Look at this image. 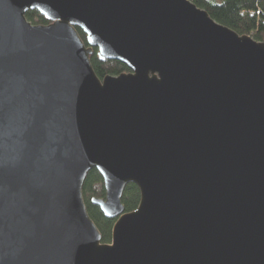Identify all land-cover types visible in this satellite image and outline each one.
I'll list each match as a JSON object with an SVG mask.
<instances>
[{
  "label": "water",
  "instance_id": "obj_1",
  "mask_svg": "<svg viewBox=\"0 0 264 264\" xmlns=\"http://www.w3.org/2000/svg\"><path fill=\"white\" fill-rule=\"evenodd\" d=\"M0 264H264V42L190 0H0Z\"/></svg>",
  "mask_w": 264,
  "mask_h": 264
},
{
  "label": "trees",
  "instance_id": "obj_2",
  "mask_svg": "<svg viewBox=\"0 0 264 264\" xmlns=\"http://www.w3.org/2000/svg\"><path fill=\"white\" fill-rule=\"evenodd\" d=\"M198 8L205 10L217 23L233 30L238 35H250L254 40L264 42V0H190ZM32 25H48L49 22L37 11L30 10L25 14ZM79 38L87 47L86 36L75 28ZM89 61L95 75L102 80L105 76H117L128 73V68L116 60L100 61L96 49H92ZM104 197V187L101 175L92 169L84 179L82 198L90 219L97 227L102 243H109L111 229L115 220L107 219L97 206L91 203L92 199ZM140 194L136 185H126L121 202L124 212L134 211L139 204Z\"/></svg>",
  "mask_w": 264,
  "mask_h": 264
}]
</instances>
